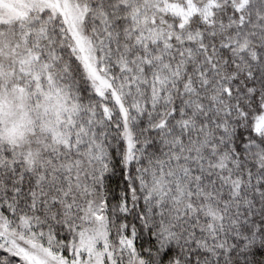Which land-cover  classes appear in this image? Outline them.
I'll use <instances>...</instances> for the list:
<instances>
[{
  "label": "snow or ice",
  "instance_id": "obj_1",
  "mask_svg": "<svg viewBox=\"0 0 264 264\" xmlns=\"http://www.w3.org/2000/svg\"><path fill=\"white\" fill-rule=\"evenodd\" d=\"M0 264H264V0H0Z\"/></svg>",
  "mask_w": 264,
  "mask_h": 264
}]
</instances>
